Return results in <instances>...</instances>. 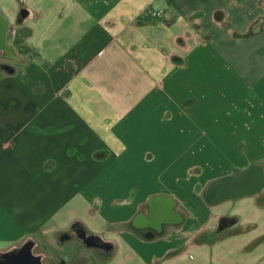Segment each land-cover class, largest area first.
I'll use <instances>...</instances> for the list:
<instances>
[{"label": "crops", "instance_id": "0c3cea01", "mask_svg": "<svg viewBox=\"0 0 264 264\" xmlns=\"http://www.w3.org/2000/svg\"><path fill=\"white\" fill-rule=\"evenodd\" d=\"M0 12V256L77 227L113 243L88 264H264V184L242 191L264 178V0ZM223 218L236 225L203 240Z\"/></svg>", "mask_w": 264, "mask_h": 264}, {"label": "water", "instance_id": "95a60500", "mask_svg": "<svg viewBox=\"0 0 264 264\" xmlns=\"http://www.w3.org/2000/svg\"><path fill=\"white\" fill-rule=\"evenodd\" d=\"M5 33H6V22H5L3 15L0 12V51L6 48ZM253 170L254 168H249L241 172V174H238L235 177V181H234L235 184L237 185L238 180H243L249 177V175L253 173ZM263 184H264V178L260 174L258 182L252 185L247 184V188L242 191H258L259 189L262 188ZM237 191L236 193L229 192L227 195L230 196V195H234L239 192H242L241 190H237ZM235 225H236V222H230L226 224L225 226L218 224L216 228H214L213 230H209V232H207L206 235L203 236V240L213 241L217 239L221 233H223L224 231L230 229L231 227ZM72 230L73 228L72 229L70 228L69 231H72ZM68 232H65L63 236H61L60 241H65L69 239L71 235ZM76 237L78 238L80 243L86 248L105 249L108 255H111L113 253V249H114L113 243L109 240L103 239L100 235L91 234V233H87L85 230H80L76 232ZM30 241H31L30 238H26L25 240H23V248H25V246L27 245V242H30ZM31 246L34 248V246H36L35 242H33ZM24 257L25 258H24L23 264H43V252L42 251H39L37 253L28 252L24 254Z\"/></svg>", "mask_w": 264, "mask_h": 264}, {"label": "flooded vegetation", "instance_id": "af4514ba", "mask_svg": "<svg viewBox=\"0 0 264 264\" xmlns=\"http://www.w3.org/2000/svg\"><path fill=\"white\" fill-rule=\"evenodd\" d=\"M9 49L5 48L0 51V71L2 69L9 68V61H6ZM233 218H223L220 220L219 224L225 226L226 224L233 222ZM80 228L74 227L71 232H78ZM207 233V232H206ZM204 233L203 235H206ZM76 235V233H73ZM71 234V235H73ZM33 241L27 242L25 248H23V241L16 247H13L5 256H0V264H23L24 254L28 252H33L34 248L31 246ZM32 247V248H31ZM43 252V264H81L82 259L80 255L76 254L73 249L68 248L64 252H55L50 247L42 246ZM35 253H37L35 251ZM55 258V259H54Z\"/></svg>", "mask_w": 264, "mask_h": 264}, {"label": "rangeland", "instance_id": "374dc122", "mask_svg": "<svg viewBox=\"0 0 264 264\" xmlns=\"http://www.w3.org/2000/svg\"><path fill=\"white\" fill-rule=\"evenodd\" d=\"M16 85L13 84L12 90L10 92L12 94V97H10V98L12 99L13 105L18 104V105H22V107H23V93L20 92L19 88L17 87L18 85L17 86ZM171 97L175 98V95L171 94ZM50 247L53 251L58 252V253H60V252L62 253L65 250H67L68 248L73 249V251L76 254L80 255V257L82 259L81 264H88L91 261L94 262L96 260H99V257H100V255L97 254V252L93 248L84 247L78 239H74L72 242L66 243L64 245H61L60 243L58 244V242L56 241L54 243V245L50 246ZM211 247H212V245H211ZM200 257H201V255H200ZM190 258L195 259V255L193 253H191ZM203 262H204V260L201 259L200 262H198V264H203ZM219 263L223 264L221 262H219Z\"/></svg>", "mask_w": 264, "mask_h": 264}, {"label": "built area", "instance_id": "2783aa9c", "mask_svg": "<svg viewBox=\"0 0 264 264\" xmlns=\"http://www.w3.org/2000/svg\"><path fill=\"white\" fill-rule=\"evenodd\" d=\"M149 14L152 15V16H160L162 14V10H158V11H155V10H150L149 11Z\"/></svg>", "mask_w": 264, "mask_h": 264}]
</instances>
